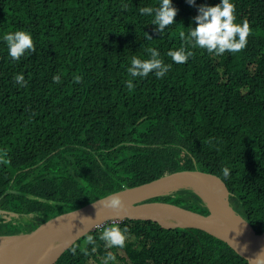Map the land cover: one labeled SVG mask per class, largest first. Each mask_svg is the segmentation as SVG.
Masks as SVG:
<instances>
[{"label":"trees","instance_id":"obj_1","mask_svg":"<svg viewBox=\"0 0 264 264\" xmlns=\"http://www.w3.org/2000/svg\"><path fill=\"white\" fill-rule=\"evenodd\" d=\"M219 2L171 0L174 23L160 35L139 12L160 0H0V236L180 170L219 177L233 209L264 231V0H231L235 22L252 30L241 52L215 55L179 35L196 26L201 5ZM19 30L36 52L13 61L3 36ZM180 47L193 52L183 64L167 56ZM149 49L170 70L131 77L132 57L150 59ZM153 200L209 213L191 187ZM111 224L129 229L124 248L99 239ZM108 252L119 260L111 264H248L199 229L129 219L82 235L53 264H101Z\"/></svg>","mask_w":264,"mask_h":264},{"label":"water","instance_id":"obj_2","mask_svg":"<svg viewBox=\"0 0 264 264\" xmlns=\"http://www.w3.org/2000/svg\"><path fill=\"white\" fill-rule=\"evenodd\" d=\"M215 183L218 188L213 187ZM191 187L209 209L206 215L154 197L171 190ZM119 194L123 207L111 209L104 203ZM148 220L162 227H186L204 231L226 242L247 260L264 250V231L257 233L250 223L229 204L228 190L217 176L200 170L175 171L149 182L125 188L86 205L52 216L26 232L0 236V264H32L28 259L31 246L44 248L53 264L58 256L82 235L107 222ZM47 249V250H45ZM258 264H264L261 259Z\"/></svg>","mask_w":264,"mask_h":264},{"label":"clouds","instance_id":"obj_3","mask_svg":"<svg viewBox=\"0 0 264 264\" xmlns=\"http://www.w3.org/2000/svg\"><path fill=\"white\" fill-rule=\"evenodd\" d=\"M190 5L195 3V0H187ZM126 11L127 4L122 5ZM141 15H152L153 25L156 26L155 31L160 35L164 33L165 29L174 23V17L177 9L172 6L171 0H160L157 7H141L139 8ZM235 5L231 0H220L215 6L201 5L198 8V14L193 18L195 27H188L189 31L180 32L181 40L191 44L192 48L204 49L209 53L215 55H222L225 52L238 53L241 52L247 45V39L251 34V28L247 20L241 23H236ZM149 39H152L148 36ZM8 54L13 61H18L25 53L36 52L35 45L30 33L19 30L8 32L3 36ZM150 59L141 60L136 56L132 57L131 66L127 72L131 77L145 78L150 73H154L155 77L163 78L170 70L171 65L165 64L159 56L156 49H149ZM193 55V52L187 50L185 47H180L175 50H170L167 53L175 63L183 64ZM60 75L56 74L52 77L54 83H60ZM13 80L20 87H26L27 81L22 74H16ZM74 83H81L82 77L77 75L73 78ZM127 89L132 90L134 85L131 80L126 82ZM222 172L225 177L229 175V169L223 168ZM104 206L111 209H120L123 207V202L119 194L112 195ZM129 229L124 227L121 229L116 224L107 225L103 228L99 235V239L104 242L105 247L124 248L128 239ZM93 245L95 250V238L93 235H86L85 246ZM77 246H73L71 252L76 255ZM116 257L112 252H108L101 264H109V261H115ZM264 259V250H262L255 259L249 260V264H258Z\"/></svg>","mask_w":264,"mask_h":264},{"label":"bare ground","instance_id":"obj_4","mask_svg":"<svg viewBox=\"0 0 264 264\" xmlns=\"http://www.w3.org/2000/svg\"><path fill=\"white\" fill-rule=\"evenodd\" d=\"M212 185L216 189L218 188V186L215 183H212ZM28 259H31L32 264H48L51 261V256L50 255L45 256L43 247L37 248L35 245H32L30 252L28 254Z\"/></svg>","mask_w":264,"mask_h":264},{"label":"rangeland","instance_id":"obj_5","mask_svg":"<svg viewBox=\"0 0 264 264\" xmlns=\"http://www.w3.org/2000/svg\"><path fill=\"white\" fill-rule=\"evenodd\" d=\"M56 215H58V214H56ZM118 253L121 255L122 254V251H118ZM111 262H117L118 263L119 260L115 259V261H111ZM111 262L109 261V264H111ZM28 264H30V263H28ZM88 264H97V263L93 259H90L89 262H88Z\"/></svg>","mask_w":264,"mask_h":264}]
</instances>
